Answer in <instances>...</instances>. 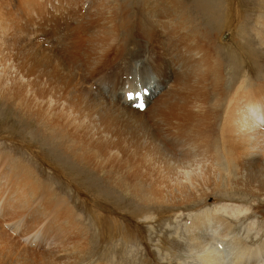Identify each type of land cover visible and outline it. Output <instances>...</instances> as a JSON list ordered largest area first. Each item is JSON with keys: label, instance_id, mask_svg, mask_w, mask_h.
<instances>
[{"label": "bare ground", "instance_id": "bare-ground-1", "mask_svg": "<svg viewBox=\"0 0 264 264\" xmlns=\"http://www.w3.org/2000/svg\"><path fill=\"white\" fill-rule=\"evenodd\" d=\"M28 1L0 0V97L4 102L10 99L17 101L15 103L23 115L25 126L36 122L33 131L29 130L32 142L26 144L27 161L21 167L25 185L37 189L34 177L46 174L39 166L38 169L35 166V170L33 152L53 172L62 174L68 169L69 174L73 175V172L84 167L82 163H92L90 159L93 156L87 155L85 151L93 152L96 149L99 153L104 152L107 159H115L120 155L121 152L112 151V148L105 146L110 145V142H126L122 138L124 135L120 134L123 133L122 129L132 125H146V115L152 116L159 124L166 125L168 132L176 137L171 144L177 148L174 153L170 146L161 143L160 135L155 140L152 136L155 133L152 131L148 135L154 141L150 142L154 144L147 146L142 143L139 146L153 153V159L150 158L153 160L151 166L158 170L157 178L149 175L150 180H145L150 187L140 190L150 195V203L157 206L193 205L204 197L200 194L203 190H208L210 185V188L215 185L216 191H222V195H225L226 189L234 182L237 185L244 182L252 185L261 181L258 178L264 177V77L259 81L242 79L239 72L241 63L238 60L247 61L245 66L253 67L251 63L256 65L260 72L264 61V54L259 48L264 47V14L260 13L257 17L259 26L252 32L257 39L251 40V44L242 34L244 27L237 29L239 32L236 36L241 37V42H236L249 48L247 56L242 59L234 55L231 47L232 51L229 47L222 48L219 43L223 31L233 27V0H73L86 11L82 23L72 21L74 19L71 20L67 14L52 21L50 14L46 17V12L28 9L30 13H36L44 24L53 22L48 27L31 29L30 33L37 40L34 43L11 38L7 34L9 28L4 26L5 21L13 15L12 9L22 12L21 7H27ZM41 1L52 3L51 13L55 14L59 2L64 0ZM148 10L151 12H146ZM29 18L34 20L32 16ZM8 24L12 25V22ZM255 41L259 43V47L255 45ZM130 43H137L140 52L132 54L131 59L124 63L123 56ZM50 47L53 54L50 53ZM96 52L101 55L97 56ZM224 59L228 63L229 76L223 72ZM117 68L119 72L115 71ZM113 77L111 84L98 80ZM90 82L92 84L88 87ZM152 83L155 89L153 103L146 108L153 91ZM143 90H147V94ZM137 93L140 94L138 100L127 98L129 94L135 97ZM139 101L142 102V108L136 107ZM141 110L144 111L140 112ZM61 113L65 116L62 123L64 126L60 129L62 136L59 140L62 142L58 143L49 136L53 141L51 142L44 136V129L48 128V122L50 125L57 123ZM146 129L147 127L145 130L141 127L142 131L139 132ZM101 132L110 136V139ZM157 134L159 133L156 132ZM94 138L98 141L97 144L94 143ZM79 149L82 153H77ZM1 153L0 166L7 167V160L12 161L13 158ZM96 154L98 153L93 155ZM106 162L109 163L110 160ZM9 178L7 175V179ZM127 190L130 193L137 192H132L131 187ZM220 207L214 213L202 212L191 219L188 227L189 240L193 246V256L199 262L197 263L264 264V239L255 247L248 246L245 243L247 241L235 234L234 227L227 220L222 222L216 216L221 212L228 217L232 216L231 211L227 214L226 207L229 206ZM45 208L49 218L45 215L41 221L49 220L56 224H46L42 229L45 234L48 230L56 232L57 228L54 227L62 229L60 223L63 221L68 222L64 226L65 230L69 231L75 226L73 224L72 227L73 217L68 207L64 210L59 206ZM32 226L35 223H31L29 227L24 226V234H32L35 230H32ZM42 231L38 233L40 238ZM61 232H64V228ZM7 236L9 233L1 229L0 241L3 242H0V264L73 262L72 258L69 263L65 261L71 256L69 252H66L67 256L54 260L56 253L41 256L26 247L24 251H18ZM27 239L29 245L35 243L36 236L33 239L29 236ZM13 240L12 242L16 241ZM4 243L11 248L6 250L9 258L11 255V260L3 257Z\"/></svg>", "mask_w": 264, "mask_h": 264}, {"label": "rangeland", "instance_id": "rangeland-1", "mask_svg": "<svg viewBox=\"0 0 264 264\" xmlns=\"http://www.w3.org/2000/svg\"><path fill=\"white\" fill-rule=\"evenodd\" d=\"M37 1L38 0H29L27 2L28 4H26L28 8L24 5L21 7L22 12L24 11V15L21 14V11L18 13L12 9L13 15L5 21L6 24L4 25L5 27L9 28V32L7 31L8 36H11V38L15 40L19 39L28 43H34L37 42V40H35L34 35L30 33L31 29L35 27H48L53 23L51 22L49 24H44L43 21H40L36 13L31 12L33 14L32 15L28 9L41 10L43 13L46 12L45 16H50L49 18H51L52 21H54L56 18H63L64 14H67L66 16L70 17L71 20L74 19L72 21L82 23L84 20L86 11L80 4H78V2L76 4V1H60L59 5L57 6L58 11H56L55 14L51 13L53 12V8L51 7L52 3H42V1L39 0L38 3H41L42 5L40 4L39 6L38 4L37 6ZM118 1L122 2V0ZM232 2H234V4L232 3L234 7L233 27H231V30L228 27L223 31L224 34L222 35V40L219 43L222 48L226 49L229 47L230 51H234V55L243 59L247 56L246 53L249 48L243 43H240L241 37L239 38V36H236L239 32H237V29H239L240 26L244 27L245 31L243 30V33L242 31L241 33L246 39H248L250 44L251 40L254 41L257 39L252 35L254 34L252 32L258 29L259 18L257 17L260 16V13L264 14V6H262L264 5V0H233ZM146 12H151V10ZM30 16L33 17L37 24H35L34 20L31 21L32 19L29 18ZM76 16L80 17V19ZM8 21H11L12 25L8 24ZM12 28L16 29L15 32ZM15 35L19 36L16 37ZM22 36L25 39H23ZM236 40H239L240 42H236ZM256 43L255 45L258 46L259 43ZM50 48V53L53 54L52 47ZM137 48V43L128 44L126 46V53L124 54L122 61L126 63L127 60L131 59L132 54L135 52H140V49ZM259 48L261 49V53L264 54V47L261 46ZM227 52H229V50ZM236 52L238 54H235ZM96 55L100 56L101 54L96 52ZM222 61L224 65L223 72L227 76L229 73L227 60L224 59ZM238 61L241 63H239V68L241 69H237L239 70L242 79L259 81L262 77H264V61H262L263 63L262 67L260 68V72H258V67H256V65L251 63L253 67L245 66L248 64L247 61ZM241 66L244 68L242 69ZM120 67L127 68V66L124 65H121ZM115 71L119 72L120 70L117 68ZM113 79L114 77L108 80L105 78L104 80H98L101 83L111 84ZM91 84L92 83L90 82L87 84V86L90 87ZM152 87V95L148 98L149 104L146 108H148L153 103V93L155 91L153 83ZM143 92L146 94L147 90H143ZM3 100L4 99L0 97V111H2L0 112V154H2L1 152H3V154H9L13 160H7V167L0 166V230L3 229L7 231V234L9 233L10 237L12 236V238L7 236L8 241L13 245L15 244L14 246L17 247L18 251H24V248L26 247L30 250H33V253L41 256L45 254L48 255L51 253H56L54 255V260L67 256L66 252H69L71 254L70 258L65 260L69 263L72 258L73 262H70L69 264H194V262L197 263L198 261L196 260V257L193 256L194 252L192 253L193 250H191V248L193 249V246L189 240L188 227L191 225V219H193L195 216H198L202 212L206 213L208 211L210 213H214L216 209L221 208L220 206H229L226 207L227 214H230L231 211L232 216L228 217L221 211V213H217L216 216L220 218L222 222L224 219L227 220L230 226L232 225L234 227L233 231L235 234L240 239L247 241L245 243H247L248 246L251 245L255 247L264 239V177L258 178L261 181L259 183L255 182L252 185L246 182H244V184L237 185L234 182L229 188L226 189L227 191L222 189L223 191H226L224 193L225 195H222V191L217 192L215 185L211 188L210 185L208 190L206 189L202 191L203 193L201 192L202 194L200 195H203L204 197L201 200L198 199V202H196L197 204L193 205L191 204L185 206L180 204L176 206L170 204V206L165 204L157 206L150 203V195L145 194L143 191L140 192V190L150 187L146 185L148 182L146 183L145 180H150V177H148L149 175L157 178L158 170L151 166L153 164V160L150 158L153 159V153L145 149H141L142 146L141 148L139 146L142 145V143L147 144V146L154 144L151 143L154 141L150 140V135L155 133V135L152 134L153 138H156L155 140H157V137L160 135L162 137L160 139V141H162L161 143L170 146L174 150V153L177 152V148L172 145V140L176 139V137L174 135L172 136V134L168 132L166 125L159 124L153 119L152 116L149 115H146L147 124L144 125L145 127L132 125V127L129 126L127 128L125 127V129H122L123 133L120 132V134L124 135H122V138L123 140L125 139L126 142L109 141L111 144L105 146L112 148V151L121 152L123 158H121V153L120 155L118 154V156L115 155V157L117 156L115 159L112 157L107 159V156L103 155L104 152L103 154L102 152L99 153L96 149L92 150L93 152L85 151L87 155L93 156L90 159V162L92 163H82L84 167L81 166V170L78 169L76 172H73V175L69 174L67 171L68 169H65L62 174L53 172L52 169L47 166L48 164L44 163V160L42 161L37 156L36 152H33V158L36 160L33 164L34 168L36 166L38 169L39 166L46 172V174L43 176L38 174L37 177H34V182L37 186V189H33L31 185H25V183L22 181L23 172L21 167L22 163L27 161L28 153H26V151L28 150L26 149V144L29 141L32 142V137L30 136L31 134L29 130L33 131V128L36 126V122L32 123L31 121L32 124L30 126H25L23 115L19 112L18 106L15 103L17 101L10 99L8 102H4ZM144 110H141L140 112ZM61 115L62 116H60L58 120L60 123L57 122L53 123V125H50L48 122V128L44 129V136H47L51 142H53L52 140L58 143L62 142L59 140L60 136H62V131L60 129L62 128L61 126H64L62 123L64 122L63 119L65 116L63 113H61ZM135 127L136 129L134 130ZM138 127L140 129L142 127L143 130H145L147 127V132H139L142 130H140ZM155 131L159 134L156 135ZM8 132L11 135H9ZM24 132H26L25 135ZM148 133L150 135H148ZM52 134L54 136H52ZM101 134L103 136L105 135L104 137L110 139V136H107L105 133L101 132ZM49 136H51L52 140L49 138ZM63 140L65 139L63 138ZM93 141L95 144L98 142L95 138ZM103 142L104 141H102V143ZM78 152L82 153L80 149L77 150V153ZM94 152L98 154L93 155L95 154ZM262 154L264 155V152ZM92 158L95 159L93 160ZM106 160H110V164L107 163ZM89 164L91 165L88 167L87 165ZM106 165H108L109 168ZM7 175L10 177L9 179H7ZM36 179H38V181ZM20 181H22V183ZM38 185L40 188H38ZM130 187L132 192H134V190L137 192L130 193V191L127 190ZM35 190H37V192ZM58 206L62 207L63 210L66 207L71 210V216L73 217V220H71L73 222H71V224L72 227L74 225L75 226L70 229L71 231L69 230V232L68 230H65L66 228L64 227L68 222L63 221L60 223V227L62 229L54 227L57 228L55 229L56 232H54V230H48V233L45 234L42 229L46 226V224L48 225L49 223L53 224L54 226L56 225L55 223H52V221L49 222V220H44V222L41 221L45 215L49 218V215H47L48 212L46 211L47 209L45 207L52 208ZM17 207H25V209L23 210ZM31 223H35V226H32V230L34 228L35 230L29 236H31V239L36 236V239L35 243L33 242L28 245L29 240L27 238L29 236L24 234L25 232H23V227H29ZM66 227L69 228L68 226ZM63 228L64 232L62 233L61 231H63ZM40 231H42L41 238L38 237V233ZM12 240L14 242H12ZM47 243L49 245H47ZM3 247L5 250L3 253L6 255H3V257L7 258L8 260L11 258V255L9 258L6 250L11 248L6 246L5 243Z\"/></svg>", "mask_w": 264, "mask_h": 264}, {"label": "snow or ice", "instance_id": "snow-or-ice-1", "mask_svg": "<svg viewBox=\"0 0 264 264\" xmlns=\"http://www.w3.org/2000/svg\"><path fill=\"white\" fill-rule=\"evenodd\" d=\"M127 98H128L129 100H132V99H134V98L138 100V99L140 98V94L137 93L135 97H133L132 94H129ZM137 107H138V108H142L143 105H142V104H137Z\"/></svg>", "mask_w": 264, "mask_h": 264}]
</instances>
